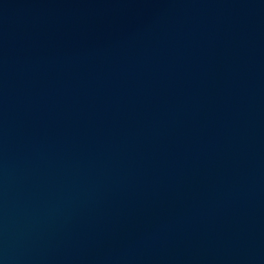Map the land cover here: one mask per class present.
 Returning <instances> with one entry per match:
<instances>
[{"label": "water", "instance_id": "95a60500", "mask_svg": "<svg viewBox=\"0 0 264 264\" xmlns=\"http://www.w3.org/2000/svg\"><path fill=\"white\" fill-rule=\"evenodd\" d=\"M0 264H264V0H0Z\"/></svg>", "mask_w": 264, "mask_h": 264}]
</instances>
